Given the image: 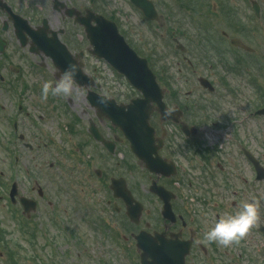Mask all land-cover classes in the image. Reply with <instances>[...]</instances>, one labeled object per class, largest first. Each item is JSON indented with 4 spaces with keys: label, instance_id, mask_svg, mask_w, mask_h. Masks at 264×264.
<instances>
[{
    "label": "flooded vegetation",
    "instance_id": "flooded-vegetation-1",
    "mask_svg": "<svg viewBox=\"0 0 264 264\" xmlns=\"http://www.w3.org/2000/svg\"><path fill=\"white\" fill-rule=\"evenodd\" d=\"M149 1L159 14V25L163 31L161 38L165 37V41L170 40L175 45L181 44V51H178L181 55L180 64L190 71L182 66L179 71L187 72L193 81L192 85L196 86L192 95L194 102H191L188 94L183 98L172 89L166 97L168 109L177 108L181 111L168 123L171 125L168 132L174 139H179L177 133L186 139V146H167L157 151L166 166L174 167L172 178L161 176L156 179L157 184L173 194V201L170 202L172 214L164 212V202L155 196L151 201L145 200L149 209L127 211L122 199L117 197L120 192L117 185L112 189V181L123 179L127 190L132 193L130 151L125 149L127 143L118 137L107 118H101L91 106H88L89 112L85 113L87 118H82L80 122L59 125L55 122L48 123L52 120L50 117L39 115L31 119L25 115L19 120L20 126L12 123L13 136L23 141L21 147L27 150L25 158L31 160V166L35 165L36 159L57 158L59 182L68 183H60V187L54 188L56 194H61L60 197L50 196L40 190L33 199L20 186L27 185L28 190L33 193L35 188L30 187L28 182L17 181L18 197L15 207H19L17 199L20 197L35 201L32 229L37 254L41 255L52 249L58 253L55 256L57 264H264V208L260 210V219L252 232L245 237L246 248L243 245L237 249L234 246L223 247L203 241V233L212 227L213 219L232 214L231 206L238 210L242 203L236 138L230 136L226 139L222 134H216L213 135L217 138L215 144L203 145L199 130L208 128L212 132L236 131L228 63L229 58L237 52L230 49L231 38L243 35L236 28L226 26V19L221 37L213 27L209 28L205 24L199 26L197 17L211 20L213 15L212 12L197 14L196 0ZM106 3L113 6L117 19H124L125 16L127 22L134 23L127 32L132 41L142 37L143 34L136 29L134 12L138 16L137 10L130 5L129 0H107ZM222 3L226 12L224 10L220 15L224 18H230L227 16L230 14L229 9H232L235 17L242 18L245 22L246 13L252 10L251 4L247 5L245 0H222ZM90 6L93 8V5ZM200 7L204 9L202 5ZM257 19L261 24V17ZM170 51L171 48L167 46V75L171 74L177 57ZM194 73L199 77L196 78ZM201 79L212 85L214 92L201 88ZM168 80L172 82L173 76ZM169 85L172 87L170 83L167 86ZM101 94L107 95L108 91H101ZM260 96L255 107H264V96ZM38 108L45 114V108ZM9 112L10 110L5 114L9 115ZM91 124L95 125L94 131L106 141H119L116 142L117 150L120 143L124 147L122 152L109 153L90 133ZM183 126L186 135L182 132ZM252 127L263 130L260 136L263 139L258 142L262 159L256 157L264 166V115L256 116ZM47 128L50 136L60 142L56 148L57 153L51 149L54 141L49 139ZM163 129L160 128L158 133L162 135ZM9 130V123L0 115V132L9 133ZM193 132L196 133L195 136H187ZM253 141L250 140V145L255 142ZM36 143H41V147L37 146L41 151L38 150L34 156L32 144ZM172 144L176 146V143ZM116 153L121 154L122 160H115ZM134 162L145 169L139 161ZM48 165L49 169L54 167L50 162ZM70 174L72 178L79 174L80 177L75 178L81 183L79 186L70 185L67 178ZM259 184L256 183L254 187L256 196L260 199L264 196V189L258 187ZM74 188L78 190L70 196ZM185 193L190 194L188 201L187 197L184 198ZM230 197L235 201L230 202ZM41 201L45 206H42ZM115 235L121 238L118 244L115 242Z\"/></svg>",
    "mask_w": 264,
    "mask_h": 264
},
{
    "label": "rangeland",
    "instance_id": "rangeland-1",
    "mask_svg": "<svg viewBox=\"0 0 264 264\" xmlns=\"http://www.w3.org/2000/svg\"><path fill=\"white\" fill-rule=\"evenodd\" d=\"M257 1L259 3L264 2V0H257ZM28 2H31V0H29ZM14 4H16L18 7V3L16 0L14 1ZM138 29L142 30V32H143V27H141L140 25H138ZM144 35L145 36H144L142 41H135V43L140 45V47L143 49L144 53L146 52L147 54H150L152 56V60L154 61L155 65L156 64L161 65L160 59H158L156 56V55L162 56V54H161L162 53L161 42H156V41L153 42L150 39V37L148 36V34H146V32L144 33ZM263 36H264V31H263ZM261 40H263V39H261ZM12 42L14 43L13 39H12ZM263 42H264V40H263ZM263 42H262L263 48H261V49H264V43ZM12 53H15V49L10 50L9 54L11 55ZM261 56H262V52L260 54V57ZM15 60H16V64L22 66L24 74L27 77L32 75V72L30 71V65L36 59L28 56L27 53H24L22 58H21V55L20 56L15 55ZM43 62L47 66L46 73L48 75H51L53 73V70L49 67V62L46 60H44ZM261 72H262V70H261ZM105 76H106L107 82L109 84V87H111V88L115 87V89H117L119 92H122V93H124V92L128 93L129 92V90L126 89L125 85L122 83L121 79L117 78L116 75L112 71L111 72L106 71ZM263 77H264V74H263ZM244 82H246V79H236V80L234 79L235 88L236 87L241 88V86H242V88H244V90H245L246 86H245ZM243 93H244V95L246 94V92H243ZM67 98L71 100V103H73V105L71 106V110L75 111L77 114L78 113L81 114L83 116V118L85 119V117H86L84 115L86 113L84 110L85 107H84L83 103L81 102V98H79V93L73 89V94L70 97H65V100H67ZM65 100H63V102H65ZM68 120L69 119H67V117H66V121H68ZM235 130H236V136H234L233 138H236V141H237L238 160H239V157H242L240 154V150L238 148L240 142L243 143L244 141L254 140V139H256V137H258L259 140L255 141L253 143V149L260 156L261 155V153H260L261 147L258 145V142L259 141L261 142L260 136H261V133L263 132L262 128H258V127H256L255 129L252 127H250L249 129L247 127L243 128V126L239 125V123H238V124H235ZM176 136L179 138L178 140L174 139V137H171V140L173 141V143H176L177 147L186 146V144L183 143V139H184L183 136H181L179 133H177ZM171 140H170V143H171ZM246 146L248 147L247 144H246ZM25 154H26V150L23 151V155H25ZM1 158L2 157L0 155V170L5 172L7 169V166L9 165V162H7V160H6V162L1 163ZM43 160H44V164L48 165V162H52L53 160H55V158H48V159H43ZM29 162H31V161L27 160L26 158L21 159L20 170L22 172L25 169H30ZM243 169H245V168H243ZM34 172H35L36 179L39 178L40 182L43 185H45L47 187V189H49L48 194H52L53 197H57V196L60 197L61 194L60 195L56 194L54 188L60 186V183H65V182H63V181L59 182L60 177L58 176L55 168H52L51 172L46 171L44 169L42 170V172L36 171L34 169ZM38 172H39V175H38ZM5 177H7V176L5 175ZM244 177H245V175H243V179H244ZM245 179L249 180L247 177H245ZM20 189L21 190L25 189V191L29 197H37L36 193H33L30 190H28L27 185H25V186L21 185ZM70 196H71V194H70ZM41 204H42V206H45L43 201H41ZM43 210L46 211L45 208ZM0 220L2 223V226H1L2 229L6 230V236H7V240L9 241V245L10 246L13 245V247L15 249H19V252H20L19 262L21 264H33V263H30V261L25 260V257L29 258V256H33L34 251L32 250L30 244H28V242L26 240H24V238L19 234L20 231L17 229V223L14 222L13 219L9 217V214L6 210V207H4L3 204H0ZM17 244L21 248H18V247L16 248L15 246H18ZM1 248L2 247L0 245V251H1ZM4 261H5V256L2 259L3 263H4Z\"/></svg>",
    "mask_w": 264,
    "mask_h": 264
},
{
    "label": "clouds",
    "instance_id": "clouds-1",
    "mask_svg": "<svg viewBox=\"0 0 264 264\" xmlns=\"http://www.w3.org/2000/svg\"><path fill=\"white\" fill-rule=\"evenodd\" d=\"M79 71L78 65H70L58 80L47 81L41 87V98L47 101L49 96L54 98L70 97L76 84L75 76ZM260 219V204L255 199L245 202L234 214L219 216L214 225L203 233V241L229 247L244 239Z\"/></svg>",
    "mask_w": 264,
    "mask_h": 264
},
{
    "label": "water",
    "instance_id": "water-1",
    "mask_svg": "<svg viewBox=\"0 0 264 264\" xmlns=\"http://www.w3.org/2000/svg\"><path fill=\"white\" fill-rule=\"evenodd\" d=\"M123 47L121 46L120 49ZM119 52V50H117ZM120 62V59H117ZM136 62H132V66H121L116 64L122 72L130 79L134 86L142 91L145 95L144 101L136 100L135 103L127 107L125 112L119 110L118 114H112L111 118L113 122L122 128L123 132L127 134L131 141L133 151L137 150H149V144L152 141V131L148 126V117L150 111L145 105L154 96H158L157 90L153 91V79L148 75L144 66V70L136 69Z\"/></svg>",
    "mask_w": 264,
    "mask_h": 264
}]
</instances>
